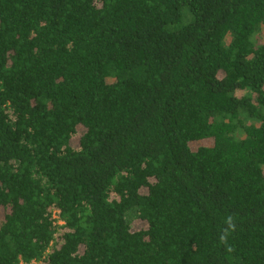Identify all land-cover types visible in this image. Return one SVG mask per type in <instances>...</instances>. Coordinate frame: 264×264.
<instances>
[{"label":"trees","instance_id":"1","mask_svg":"<svg viewBox=\"0 0 264 264\" xmlns=\"http://www.w3.org/2000/svg\"><path fill=\"white\" fill-rule=\"evenodd\" d=\"M262 29L264 0H0V264H264Z\"/></svg>","mask_w":264,"mask_h":264},{"label":"rangeland","instance_id":"2","mask_svg":"<svg viewBox=\"0 0 264 264\" xmlns=\"http://www.w3.org/2000/svg\"><path fill=\"white\" fill-rule=\"evenodd\" d=\"M255 42H256V45H264V29L260 30V32L256 35L255 37ZM207 145L209 144V142H204V143H196L193 145L194 148L200 146V145ZM3 220V210L0 208V221ZM144 228V223L142 222H139V221H134L133 222V226H132V229L134 231H138L140 229ZM34 264V263H33Z\"/></svg>","mask_w":264,"mask_h":264},{"label":"clouds","instance_id":"3","mask_svg":"<svg viewBox=\"0 0 264 264\" xmlns=\"http://www.w3.org/2000/svg\"><path fill=\"white\" fill-rule=\"evenodd\" d=\"M225 223H226L227 227L222 230V234L219 237L221 242H224L226 240L229 231H234L235 230V227H236L235 214H229L226 217Z\"/></svg>","mask_w":264,"mask_h":264}]
</instances>
